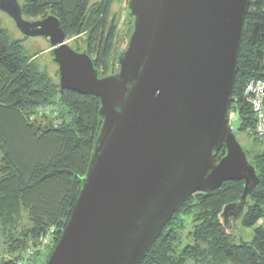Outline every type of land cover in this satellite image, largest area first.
Here are the masks:
<instances>
[{
  "label": "water",
  "instance_id": "water-1",
  "mask_svg": "<svg viewBox=\"0 0 264 264\" xmlns=\"http://www.w3.org/2000/svg\"><path fill=\"white\" fill-rule=\"evenodd\" d=\"M249 1L124 0L133 31L117 71L100 76L90 55L69 45L59 18L26 20L19 0H0L19 31L50 44L60 91L100 102L81 189L43 264H141L188 197L230 180L244 181L242 194L220 219L238 229L260 181L229 124Z\"/></svg>",
  "mask_w": 264,
  "mask_h": 264
},
{
  "label": "trees",
  "instance_id": "trees-1",
  "mask_svg": "<svg viewBox=\"0 0 264 264\" xmlns=\"http://www.w3.org/2000/svg\"><path fill=\"white\" fill-rule=\"evenodd\" d=\"M19 3L25 19L55 15L67 39L80 35L81 50L90 55L100 76L117 71L113 49L122 16L118 19L113 0ZM247 10L232 86L230 110L236 118L231 124L236 136L243 133L254 146L250 152L239 142L260 181L245 201L238 229L225 227L220 212L239 199L243 180L188 197L141 264H264V149L256 150L264 138L255 134V112L243 96L250 79L264 78V0H250ZM125 14V26L132 27L133 17L127 10ZM36 56L25 54L22 44L0 26V264L26 262L29 251L37 256L51 228L54 237L45 248L52 250L81 189L102 125L99 98L60 91L59 81L39 70ZM225 152L221 147L217 162ZM251 226L253 238L243 241L241 231ZM235 237L241 242H233Z\"/></svg>",
  "mask_w": 264,
  "mask_h": 264
},
{
  "label": "rangeland",
  "instance_id": "rangeland-1",
  "mask_svg": "<svg viewBox=\"0 0 264 264\" xmlns=\"http://www.w3.org/2000/svg\"><path fill=\"white\" fill-rule=\"evenodd\" d=\"M19 2L23 3V0H19ZM91 2H98V0H91ZM123 3L124 0H113V8L118 10V19L121 17V12L123 9ZM33 18H26V20H32ZM34 20V19H33ZM0 26L7 32L8 38L11 40H18L22 44V48L25 52V54L32 56H36V65L38 66L39 70H41L43 73L48 75V77L53 81L57 82L59 81V75H58V66L57 64H54L52 61L53 55L51 53V46L46 40L40 36H25L21 31H19L15 25L14 20L0 10ZM69 45L75 50V51H81L82 49V39L80 38V35L77 37H70L68 39ZM123 45V44H122ZM234 123V122H233ZM237 137L239 142L246 147V149L250 152L253 151L252 143H250L245 135L243 133H237ZM264 149V140H261V142L256 146V150L263 151ZM254 227H244L241 231V238L244 241H249L253 237L254 233ZM233 242L238 243L241 242V239L238 237H235ZM40 253L35 256L31 253L29 254L30 258L26 257L25 261L29 264H43L46 255L49 254L50 250L48 248L41 247ZM4 250L2 248V245L0 244V252ZM6 254V252H3ZM7 255V254H6ZM32 255V256H31ZM188 264H193V262H189Z\"/></svg>",
  "mask_w": 264,
  "mask_h": 264
},
{
  "label": "built area",
  "instance_id": "built-area-1",
  "mask_svg": "<svg viewBox=\"0 0 264 264\" xmlns=\"http://www.w3.org/2000/svg\"><path fill=\"white\" fill-rule=\"evenodd\" d=\"M243 96L245 101L252 105L256 117L255 134L262 139V137L264 138V78L250 79L243 88ZM235 118L236 114L232 110H229V124L234 122ZM53 232L54 229L51 228L40 243L41 247L45 248L51 245L54 237ZM29 254L30 251L26 253L27 257ZM18 264H26V262L19 261Z\"/></svg>",
  "mask_w": 264,
  "mask_h": 264
},
{
  "label": "flooded vegetation",
  "instance_id": "flooded-vegetation-1",
  "mask_svg": "<svg viewBox=\"0 0 264 264\" xmlns=\"http://www.w3.org/2000/svg\"><path fill=\"white\" fill-rule=\"evenodd\" d=\"M122 12H123V10H122ZM122 12H121V16H122ZM124 15H125V17L122 16L121 22H120V24L118 26V31H117V35H116L117 36L116 37L117 41H116V45H115V47L113 49L115 58H116L118 52L120 51V49L122 47V44L125 42V40L129 39L128 37L132 33L133 27H134L133 26V20H132V24H131L132 27L129 26V28H127L125 26V20H126V17H127L125 12H124Z\"/></svg>",
  "mask_w": 264,
  "mask_h": 264
}]
</instances>
